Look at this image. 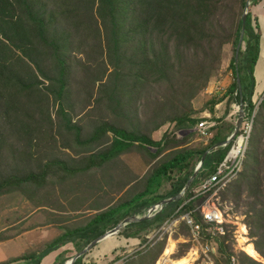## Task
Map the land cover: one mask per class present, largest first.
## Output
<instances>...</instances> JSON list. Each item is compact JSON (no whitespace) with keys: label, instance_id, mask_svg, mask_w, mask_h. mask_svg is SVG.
I'll return each instance as SVG.
<instances>
[{"label":"trees","instance_id":"trees-1","mask_svg":"<svg viewBox=\"0 0 264 264\" xmlns=\"http://www.w3.org/2000/svg\"><path fill=\"white\" fill-rule=\"evenodd\" d=\"M259 1L252 0L251 5ZM247 2L0 0V194L21 190L26 184L28 188L40 185L41 180L54 175V169L76 178L93 169L109 168L134 151H144L151 160H160L145 185L135 176L111 177L117 192L122 193L120 201L109 199L110 202L100 203V207L107 204L108 209H96L100 213L83 228L67 231L34 264H41L44 256L57 251L68 239H84L77 250L82 252L118 225L123 216L117 209L123 205H127L124 218L150 209L158 201L148 196L154 195L163 180L171 183L164 199L179 195L205 153L225 143L235 125L223 117L225 123L215 125L205 143L192 140L194 136L182 142L167 136L155 141L154 134L167 125L174 126L176 131H192L204 120L199 115H215L216 106L227 96L231 99L229 104L235 101L244 105L246 115L254 116V124L243 168L221 190L222 197L229 203H243L251 239L246 246L253 244L264 260V97L258 106L253 100L261 32L251 6L236 64ZM229 45L233 48L229 68L235 80L227 95L211 98L202 110L195 109L194 100L217 77ZM77 69L84 73L80 77L84 84L75 89ZM53 106L58 107L56 113ZM82 114L88 121L85 125L75 121ZM110 132L114 137L107 141ZM233 142L207 156L183 198L165 206L151 219L128 224L121 234L141 239L142 249L111 262L156 264L166 249L167 237L159 239L163 232L153 240L147 236L161 231L166 221L191 213L202 224L205 241L216 248L212 254L214 264H264L244 251H235L233 226L226 227L225 236L207 234L209 225L203 222L199 210L207 196L194 198L196 188L216 171ZM93 144L101 149L93 151ZM58 147L72 152L83 148L89 155L71 159L70 166L63 159L49 158L50 153H44H52ZM141 185L144 190L137 193ZM75 189H79V198L85 196V189L75 184L66 193L63 194L64 189L60 193L70 206L76 203L72 202L78 195L73 193ZM89 191L92 198L101 196L90 187ZM127 194L131 195L128 199ZM228 195L233 201L226 200ZM51 198H47V207H55ZM62 208L67 209L65 205ZM181 225L190 237V227L185 222ZM191 249L190 242L180 244L175 260L184 258ZM72 258L59 257L54 264H66ZM83 258L74 264H83Z\"/></svg>","mask_w":264,"mask_h":264},{"label":"rangeland","instance_id":"rangeland-1","mask_svg":"<svg viewBox=\"0 0 264 264\" xmlns=\"http://www.w3.org/2000/svg\"><path fill=\"white\" fill-rule=\"evenodd\" d=\"M253 8H254V5H251L252 12H253ZM226 47H227L226 48V58H225V61H223V63H222V68H221L220 72L218 73L217 77L211 81L207 90L204 91L202 94H200L193 102L194 107L197 110H202L205 106L206 101H209L211 98H222L225 95H227L229 86L235 80L234 75L232 73V69L229 68L231 59L233 57V48L231 45L226 46ZM262 51H263V57H264V48L262 49L261 44H260V55L258 58V62L261 59V56H262L261 52ZM95 66L96 65L93 64V67H95ZM255 70L257 71V69H255ZM83 74L84 73L80 69L76 70L75 76L79 80L74 78L75 89H77L78 86L84 84L81 82V78H80ZM97 89H98V86L96 87V91H97ZM263 97H264V91L260 95L259 99L255 98V103L257 106L261 103ZM226 99H229L228 96ZM229 102H231V99H230V101L228 100V102H224L222 104V106H220L221 108L219 110L223 111L226 108L227 109L226 114L228 113V111H229V113L233 112L234 117H235L234 120H232V122H231L228 119L227 121L229 123H233L236 126V123L238 121L239 114H240V112H239L240 104L235 103V101H233V103H230L231 105L233 104V106L231 107ZM52 109H53L52 110L53 113H56V111H57L56 109H58V107L53 106ZM99 114H102V113H99ZM208 114L209 113H203V114H200L199 116L202 119H204L205 121H208L210 123H216V126H218L219 123L220 124L225 123V121L223 122V117H225L226 115L223 116V114L219 113L220 117L217 118L215 115H211V114L208 115ZM84 117H86V115H83V114L79 115L78 117L75 118V121L80 123V124L83 123L82 125H85L88 121L86 122V120H84L85 119ZM94 118H96V117H94ZM246 118H247V120L246 121L244 120L245 123L252 121L251 120L252 118H250V116L246 117ZM87 126L89 127V123L87 124ZM192 131H193V129H192ZM192 131H176L174 126L167 125L164 128H162L160 135L154 136V139L158 140L159 138H161V140H162L165 136H167L168 137L167 139H169V140L174 139L178 142H182L186 138H189V137L192 138L194 136L192 138V140L197 141L198 143H202V142L205 143V142L209 141V139H203V138H201V136L198 135L197 132H194V131L192 132ZM240 134L241 133H239L238 136H240ZM251 134H252V132H251ZM113 137H114V134L110 132V134L108 135V139H105V138L104 139L107 141H111ZM250 140H251V137H250L248 145H247V152L249 151ZM236 141H237V138L234 139V142L232 141L233 142L232 147ZM92 146L94 147V148H92V149H94L93 151H97L98 149H101V147H97V146H99L98 144H93ZM95 147H97V148H95ZM232 147H231V149H232ZM54 149L55 150L52 153L50 151H48L47 149H46L47 151H44V153H50V154H47V155L51 156L49 158L59 157V158L63 159L64 162H67L70 166L72 164L70 162L71 159H73V158L79 159L83 156L89 155V152H85L83 148H81V149L75 148L76 152H72L71 150H67V151L61 150L60 147L54 148ZM151 151L153 153H155L156 149L152 148ZM134 152L135 153L132 152L131 154H127V155L122 156L120 159L116 160V161H120L119 163L112 164L111 166H108L109 168L93 169V170H90L84 174H80L79 176H76V178H68V176L65 174V171L60 170V169H54V175L53 176L50 175V178H48V180L46 179V181L41 180L39 182L40 185H34V186H32V188H28V186L26 184V186L24 188H21V190L0 194V240L6 239L9 236H12L15 234V232H12L13 230H11V231L6 230V227L8 225H11L12 221H14L17 217L22 216L23 211H24V213H27L28 211L32 212V211L40 210V208H44V207L48 206V205H45L47 200H48L47 198H51L55 192L62 193L63 189H64L63 194L66 193L67 191H69L71 189V186L73 184L79 186V188L85 189L84 190L85 191L84 197H85V200H87V201L89 200L88 197H90L89 187L91 188L92 191L95 190L97 192L96 195H101V196L104 194H107L108 191L110 192L111 191L110 189L112 188L113 191L110 192V199L113 201H115L119 198L121 199L122 193L117 192L116 187H114V185L112 184L113 182L111 180V177H115V176L124 177L125 176V178H127V177L135 176V178H137L138 180H141L142 184L145 185L147 182L146 180L150 177L152 171L157 167V165H158L157 163H159L160 160H157V161L151 160V157L148 155H145L144 151H142V154L138 153L137 151H134ZM91 153H92V151H91ZM146 156H148V157H146ZM45 165H46V163H45ZM36 172H37V170L35 171V173ZM26 173H27V170H26ZM108 178H109V180L107 181ZM235 178H237V176ZM235 178H233L231 181H233ZM103 185H106V186L108 185L107 186L108 191L104 189V187H106V186H103ZM170 185H171L170 182L163 180L161 188H159L157 191H155L154 195H150L148 197H153L158 202L165 200L164 198H166L167 194L169 193L168 189L170 188ZM38 186H39V190H37ZM143 190H144V187L141 185V187L138 188L136 190V192L139 193V192H142ZM74 192H77L78 195L75 199L74 198L72 199V202L73 201L78 202L84 198V197L79 198V189H75L73 191V193ZM222 192L223 191L219 192L216 197L221 202V206H223V210H225L229 214L228 216H231L230 221H234V219H235L234 217H237V216H240L241 217L240 219H242V215L245 216L244 212L247 210L245 208V206L243 205V203H241V202L240 203H236V202L229 203V202L223 201ZM47 194L49 195L48 197H47ZM82 194H84V193H82ZM130 197H131V195L127 194L126 199H128ZM229 197H230V195H228L226 200L233 201V198H229ZM244 197H245V194L242 196V198H244ZM90 198L92 199V197H90ZM95 199H98V198H95ZM103 199H104V197H103ZM120 199L118 201H120ZM39 200H41V203L39 202ZM97 205H98V201L96 200L90 205V207L94 208ZM126 207H127V205H123L121 207V209H119V210L117 209L118 213L119 214L123 213L124 210L126 209ZM227 219H228V217H227ZM168 222L169 221L165 222L161 231L157 230L148 236V239L153 240L157 237V235H159L158 233L163 232V234L161 236H159V239L164 238L166 236L167 237V246L170 244L171 241H174L176 243V247H175V250L173 252L174 254L173 255L171 254L169 256H165L163 253L156 264H176V261H178V260H175V257L177 255L179 245L183 244V243H188V239H189L188 233L187 232L184 233V231L182 229V225H181L182 221H180L179 223H175L174 225H172V224L167 225ZM14 229H19V228L15 227ZM239 234H242V233H239ZM243 239H244V236H242L240 240L242 241ZM246 242L247 241H242L241 243L245 244ZM22 243L24 244V242H22ZM141 243H142V240L139 239L138 242H134L132 245H128L125 248L126 251H125L124 257H129L130 255H133L137 251L141 250L142 249ZM242 246L244 248V245H242ZM240 251H244V249L240 250ZM186 255L187 256H185V257L190 258L191 261L193 260L192 264H194V260L197 258V255L195 254V252L190 250ZM256 260L264 262L262 257L260 260L259 259H256ZM111 261H113L112 258L104 261L103 264H122L123 263V261H118L117 263H114Z\"/></svg>","mask_w":264,"mask_h":264},{"label":"crops","instance_id":"crops-1","mask_svg":"<svg viewBox=\"0 0 264 264\" xmlns=\"http://www.w3.org/2000/svg\"><path fill=\"white\" fill-rule=\"evenodd\" d=\"M252 13L254 17L258 20L260 26L261 48L263 49L264 48V0H260L257 4L254 5ZM261 55L262 56L260 61L257 62V66H256L257 71L255 70L256 71L255 78L257 85H256L255 95L253 98L254 102H255V98L259 99L260 95L264 91L263 51L261 52ZM228 100L229 99H226L221 104L216 106L215 116L219 118L220 117L219 113H221L223 114V116L226 115L225 116L226 120L229 119V121L232 122V120H234L235 118L233 112L226 114L227 112L226 108L223 111L219 110L221 108L220 106H222L224 102H228ZM230 106L232 107L233 104L232 105L230 104ZM161 130L156 132L154 136L160 135ZM160 140L161 138L155 141H160ZM170 189L171 188H169L168 190ZM105 190L108 191L107 187H105ZM88 198H89L88 201L85 200L84 197L82 200L70 206V204L69 205L66 204V200L61 198V194L58 192L57 194H54L51 198L55 203V207L46 206L44 208H40V210H35L32 212L28 211L27 213H24L23 211L22 216L17 217L14 221H12L11 225H8L6 227V230L8 231L13 230L12 232H15V234L0 241V264H34V261H36V259H38L40 255H42V253H44V251H46L49 247H51L55 243V241H58L59 239H63V236L65 233H67V231H73L75 229L83 228L84 225H86L88 221L94 217L95 214L100 213V211L96 209L104 207L103 209L106 211L109 207L107 206V204H104L102 207H100V203L102 204L103 202H110L109 191H108V195H102L101 197L93 196L92 199L90 197ZM96 200L98 201V205L94 208H91L90 205ZM117 200L113 202H116ZM159 203L160 202H158L157 204ZM157 204H153L151 208ZM63 205H65L67 209H63L62 208ZM57 207H60L61 209ZM147 209H144L141 212L142 214L135 213L136 215H134L133 212L126 218H124V216H126L124 215L126 211H124L123 213L120 214V216H123V218L122 220H120L118 225H120L127 218L134 216H139V217L144 216ZM15 227H18L19 229H14ZM126 227L127 225L124 226L123 230H121L120 232L108 236L102 239L101 241H99L90 251H88L84 255L83 264H103L104 261L110 258L114 259L116 257H121V256L125 258L124 257L126 251L125 248L128 245H132L134 242L139 241V238H126L124 235L121 234ZM112 229L107 230V232L111 231ZM22 242H24V244ZM83 243H84V239L81 238L77 239L76 242L70 241V239H68L66 242H64L63 246H61V248H59L57 251H53L48 255L44 256L41 260V264H54L59 257L60 258L75 257L76 255L79 254L77 250L79 247L83 246Z\"/></svg>","mask_w":264,"mask_h":264},{"label":"built area","instance_id":"built-area-1","mask_svg":"<svg viewBox=\"0 0 264 264\" xmlns=\"http://www.w3.org/2000/svg\"><path fill=\"white\" fill-rule=\"evenodd\" d=\"M244 108V106H243ZM241 106L239 108L240 112ZM246 117H249L246 115ZM251 122L245 123L239 133L240 136L237 137V141L233 145L231 151L220 163L216 171L208 178H206L202 184L195 190V197L207 196V199L199 208L202 220L205 224L209 225L207 228V234L211 237H220L226 235V227L233 226L234 230V239L236 241L235 251L240 252L242 249V243L240 238L244 236L246 243L250 242L249 231L243 232L244 229H248L245 223V216L242 215L234 217V221H230L229 214L223 210L221 202L216 197L217 194L224 189L229 182L238 176L239 172L242 170L244 161L247 153V145L251 137V132L253 130L254 116ZM216 125V123H210L208 121L201 122L197 127L193 129L194 132H197L201 138L209 139L210 131ZM192 131V132H193ZM160 210V209H159ZM157 210L156 212H158ZM156 212L151 213V208L146 212V215H154ZM228 217V219H227ZM233 219V218H232ZM180 221L185 222L191 230V236L188 239V243H192V251L195 252L197 258L194 260V264H214L212 254L216 252L214 244L208 241H205V235L203 233L202 224L197 222L191 213L185 214L173 221H169L168 224L174 225ZM166 225V226H167ZM242 233V234H239ZM240 237V238H239ZM246 237V238H245ZM233 262L236 263V260L233 258Z\"/></svg>","mask_w":264,"mask_h":264},{"label":"water","instance_id":"water-1","mask_svg":"<svg viewBox=\"0 0 264 264\" xmlns=\"http://www.w3.org/2000/svg\"><path fill=\"white\" fill-rule=\"evenodd\" d=\"M251 1L252 0H248L247 5H246V9H245V13L243 15V28H242V35L237 47V51H236V64H239V55H240V51H241V47L244 41V34H245V28H246V23H247V18H248V14H249V10H250V6H251ZM239 84H241L240 80L238 81ZM240 91L242 92V88L240 86ZM243 104L241 103V111H240V115H239V119L236 123L235 126V130L233 132V134L228 138V140L225 143H221V144H217L215 145L212 149H210L208 152L205 153V155L203 156L201 162L199 163V165L197 166L194 174L192 175V177L189 179V181L187 182L185 188L183 189V191L172 198L166 199L164 201H161L159 204L153 206L151 208V213L156 212L157 210H159L158 212H156L154 215H144L142 217L139 216H134V217H130L125 219L120 225H118L117 227H115L114 229H112L111 231L107 232L105 235L99 237L98 239H96L95 241H93L91 244L88 245L87 248H85L82 252H80L78 255H76L74 258H72L70 261H68L66 264H74L75 261L77 259H79L80 257L84 256L88 251H90L99 241H101L102 239L114 235L118 232H120L121 230H123L124 226L131 224V223H136V222H140L146 219H151L153 218L155 215H157L165 206L180 200L185 194L186 192L190 189V187L193 185L194 181L197 179L199 172L202 168V166L204 165V162L207 158V156L214 150L218 149V148H222V147H226L228 146L234 139H236L238 137V134L243 126L244 120L246 118V113L245 110L243 108ZM243 241V240H242ZM241 241V242H242Z\"/></svg>","mask_w":264,"mask_h":264},{"label":"bare ground","instance_id":"bare-ground-1","mask_svg":"<svg viewBox=\"0 0 264 264\" xmlns=\"http://www.w3.org/2000/svg\"><path fill=\"white\" fill-rule=\"evenodd\" d=\"M244 233L247 232L248 230L247 229H244L242 230ZM241 239V238H240ZM243 241H246V239H243ZM247 243L245 244H242L244 245V248L242 246V248L244 249V251L250 255L251 257L255 258V259H261V256L259 255V253L257 252V250L255 249L254 245L253 244H249L246 246ZM175 247H176V243L174 241H171L170 244L166 247L165 249V252H164V255L165 256H169V255H173L174 253V250H175ZM187 256V255H186ZM172 257V256H171ZM193 261V260H192ZM191 261L190 258L188 257H184L182 259H179L178 261H176V264H192L193 262ZM173 262V261H172Z\"/></svg>","mask_w":264,"mask_h":264}]
</instances>
